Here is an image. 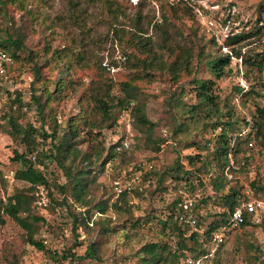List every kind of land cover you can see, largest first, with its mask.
Instances as JSON below:
<instances>
[{
  "label": "trees",
  "instance_id": "obj_1",
  "mask_svg": "<svg viewBox=\"0 0 264 264\" xmlns=\"http://www.w3.org/2000/svg\"><path fill=\"white\" fill-rule=\"evenodd\" d=\"M29 2L0 0V13L8 15L11 6L26 11ZM262 36L264 5L259 9L253 29L231 35L224 42L223 46L229 47V52H223L221 46L218 53L212 50L205 53L201 47L195 51L192 46L178 45L170 49L166 58L158 61L152 50H141L140 54H134L135 61L131 63L129 75L120 81V92L114 94L111 86L101 93L95 86L85 83L79 72L84 59L81 50L68 45L39 53L28 49L24 33L0 27V49L14 60L13 63H4L5 71L0 72V91L2 82L8 79L7 73L18 66H29L34 77L28 100L19 87L6 90L9 99L0 119V128L11 139L24 145L23 150L14 149L12 160L19 163L13 176L25 186L12 194L0 195V223H5L7 218L12 219L23 229L26 243L45 250V241L40 236L49 220L43 210L58 211L61 216L66 211L71 217L73 234L79 236L96 230L97 238L88 243L86 252L89 257L101 261L98 252L100 239L104 233L116 228L110 227L108 217L94 219V224H90L96 211L105 216L112 198L111 194L101 196L97 180L107 171V165L119 163L133 164L135 169L130 171V176L132 172H142L139 182L131 184L130 188H124L117 180L118 176H113V188L121 186L123 190H114L113 195L116 192L118 197L112 206L118 211L131 213V228L148 227L159 235L158 239L146 241L137 249L138 264H164L169 260L189 264L188 258H201L204 262L217 253L232 230L249 225L264 229V215L256 222L248 214L241 227L230 228L232 211L246 198L245 187L239 181L233 183V175L250 165L253 142L264 147V103L259 102L264 95L253 85L245 89L237 84L232 95L224 98L216 89L217 80L231 71L233 58L241 59L247 69L256 68L260 73L264 70V51L247 54L241 47L233 46L235 42ZM141 38L138 45L145 46ZM198 59L208 67L213 77L200 75L199 61L195 64ZM183 77H189V81H180ZM163 81V85L168 82L174 89L169 91L163 85L152 89V84ZM76 83L83 88L78 97L79 111L65 122L59 121V100L65 95L70 96L77 88L74 86ZM233 95L240 101L248 100L250 96L256 99L250 119L237 113ZM189 96L195 100L188 101ZM150 97L164 101L166 113L174 120V133L185 134V137L182 135L177 139V144L182 143L185 149L193 147L195 153L179 154L171 165L159 169L152 158L139 161L136 155L139 144L131 143L129 136H122L113 143L106 154L101 149L94 150V129L117 121L121 113L129 111L131 125L141 133L144 148L160 151L166 139L157 135L160 123L149 117ZM31 110L35 111L38 127L22 123L23 117ZM198 118L207 122L203 128L211 127V137H205L204 130L191 135V124ZM169 119L167 116L161 124L170 125ZM51 163L62 169L64 181L54 176L50 170ZM208 184L212 193L203 195L201 187ZM250 186L264 200V183L256 178ZM132 193L141 198L148 194L158 195L164 202L162 212L151 207L144 215L134 216L132 210L140 206L129 203L127 198ZM211 206L213 211H210ZM216 232L225 233L219 245L213 242ZM214 246L217 247L215 250ZM69 254L74 253L69 251Z\"/></svg>",
  "mask_w": 264,
  "mask_h": 264
},
{
  "label": "rangeland",
  "instance_id": "obj_2",
  "mask_svg": "<svg viewBox=\"0 0 264 264\" xmlns=\"http://www.w3.org/2000/svg\"><path fill=\"white\" fill-rule=\"evenodd\" d=\"M261 5H264V0H30L26 11L11 6L8 15L0 13V27L6 31L24 33V42L28 49L39 53L68 45L81 50L84 59L80 63L79 72L85 83L90 87L95 86L101 93L111 86L113 93L118 94L120 81L129 75L131 63L135 61V53L140 54L139 52L145 49L152 50V54L159 61L162 57L166 58L170 49L178 45L192 46L195 51L201 47L205 53H210L211 50L218 53V47L221 46L223 52H229V47L223 46L224 42L231 35L247 33L253 29L257 24ZM140 37L145 46L138 45ZM233 46L241 47L243 53L255 54L264 51V36L250 37L235 42ZM120 55H126L127 60L122 61ZM197 61L199 59L195 60V64ZM28 67L18 66L7 73L8 79L2 82L0 119L6 111L9 99L7 89L19 87L27 100L30 98L34 77ZM197 67L201 76L213 77L202 61H199ZM180 81H189V77H183ZM217 81L216 89L222 98L232 95L233 87L237 84L245 89L253 85L264 95V86L261 85L264 83V70L260 73L256 68L247 69L241 59L233 58L231 71ZM163 83L164 81L158 82L151 87L158 88V85L162 86ZM74 86L77 88L70 96L65 95L59 100V121L65 122L79 111L78 97L83 88L77 83ZM163 87L169 91L174 89L168 82ZM233 97L237 113L250 119L256 99L250 96L248 100L240 101L236 95ZM187 100L193 102L195 99L189 96ZM259 102L264 103V99H259ZM165 108L163 100L150 97L149 117L160 123L157 135L166 139L160 151L153 152L144 148L141 133L131 125L129 111L121 113L117 121H110L108 125L94 129V150L101 149L106 154L113 143L122 136H129L131 143L139 144L136 151L139 161L152 158L155 167L159 169L171 165L179 154L195 153L193 147L185 149L182 143L177 144V139H181L182 135L185 137V134L174 133V120L166 113ZM167 116L171 124L164 126L161 123ZM22 123H32L38 127L35 111H29L23 117ZM204 123L207 122L201 118L194 120L191 124V135L204 130L203 135L211 137L212 129L203 128ZM253 144L250 165L246 170L233 175V183L239 181V184L245 187L244 191L256 178L264 183V147L258 142ZM23 147L20 141H14L0 128L1 196L12 194L25 186L24 182L14 178L13 173L19 163L12 160L14 149L23 150ZM118 164L107 165V171L97 180L101 196L107 197L111 194L112 198L105 216L96 211L90 224H94V219L108 217L110 227L116 228L104 233L102 240L99 238L102 241L98 251L102 257L101 261L89 257L86 252L88 243L97 238L96 230L92 229L91 233L77 236L70 229L69 213L63 211L61 216L58 211L45 209L43 211L49 224L42 230L40 237L44 239L46 249L39 250L26 243L23 229L7 218L5 223H0V264H138L137 249L146 241L158 239L159 235L155 229L148 227L131 228V213L118 211L112 206L118 197L116 192L113 195L116 189L113 188V176H118L117 180L127 188L139 182L138 177L142 172L138 170L130 176L133 164ZM50 170L60 181L65 180L59 166L51 163ZM201 189L203 195L212 193L209 184ZM127 199L130 204L140 206L132 210L134 216L144 215L151 207L161 213L164 207V202L158 195L148 194L147 197L141 198L132 193ZM213 210L214 207L211 206L210 211ZM215 248L217 247L214 246L213 250ZM69 251L74 254H69ZM175 262L169 260L164 264ZM176 264L184 263L179 261ZM203 264H264L263 227L249 225L232 230L217 253L207 260L204 259Z\"/></svg>",
  "mask_w": 264,
  "mask_h": 264
},
{
  "label": "built area",
  "instance_id": "obj_3",
  "mask_svg": "<svg viewBox=\"0 0 264 264\" xmlns=\"http://www.w3.org/2000/svg\"><path fill=\"white\" fill-rule=\"evenodd\" d=\"M137 1V0H136ZM120 59L125 61L127 59L126 55H120ZM13 58L8 55L5 51L0 49V72H4V63H13ZM218 131V130H217ZM216 132V130H215ZM152 167V164L149 165ZM232 178V174H229ZM130 188V187H128ZM117 192H121L123 187L116 186ZM246 198H243L239 205H237L231 214V226L230 228H239L246 220V215H250L256 222L260 221L261 217L264 215V200L261 199L255 192V190L250 186L246 189ZM224 232H216L213 235V242L215 245H219L224 240ZM189 264H203V259L188 258Z\"/></svg>",
  "mask_w": 264,
  "mask_h": 264
}]
</instances>
